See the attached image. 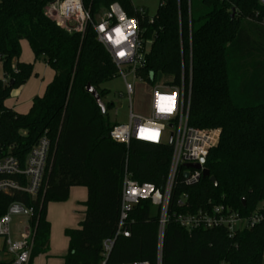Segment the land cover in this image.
Here are the masks:
<instances>
[{
  "label": "trees",
  "instance_id": "16d2710c",
  "mask_svg": "<svg viewBox=\"0 0 264 264\" xmlns=\"http://www.w3.org/2000/svg\"><path fill=\"white\" fill-rule=\"evenodd\" d=\"M53 1L0 0V159L11 156L23 164L41 138L50 142L43 191L36 199L0 195V214L13 203L32 209L34 257L48 245L47 206L66 202L72 188L85 189L83 219L65 231L62 260L100 264L102 242L113 238L117 227L125 168L134 181L160 189L171 151L139 142L126 150L109 139L111 105L102 114L85 87L102 99L106 92L100 86L118 77L115 67L90 27L83 34L68 33L45 15ZM82 1L94 22L113 3L137 19L141 38L149 43L138 76L152 83L160 74L169 86L183 84L188 126L219 131L204 163L216 186L206 178L180 187L189 196V211L222 205L242 217H264V0H161L152 17L130 0ZM241 21L255 25L256 38ZM21 41L34 61L42 60L53 73L24 115L5 107L10 92L33 76V65L20 62ZM158 220L159 210L149 202L136 205L126 222L129 237L115 239L107 264H155ZM263 263L264 220L230 238L222 228L187 231L169 214L160 264Z\"/></svg>",
  "mask_w": 264,
  "mask_h": 264
},
{
  "label": "built area",
  "instance_id": "2783aa9c",
  "mask_svg": "<svg viewBox=\"0 0 264 264\" xmlns=\"http://www.w3.org/2000/svg\"><path fill=\"white\" fill-rule=\"evenodd\" d=\"M45 15L68 33L83 34L90 27L97 43L114 65L117 76L123 80L129 104L128 121L127 124L113 125L108 133L109 139L126 150L131 142H139L154 147L169 146L171 151L167 173L160 189L149 183L139 184L125 168L117 227L114 237L102 242L100 264H107L117 237H129L126 222L131 210L140 202L147 201L159 210L155 264H160L161 244L170 213L175 222L187 231L222 228L230 238L238 231L251 229L264 220L260 213L242 217L222 205H208L189 211V196L180 191V187L193 186L202 179L205 159L216 146L219 131L198 130L188 126L189 97L185 99L183 84L179 87L169 86L158 78L148 83L138 76L148 53L145 52V46L149 43L142 40L137 19L128 17L118 3H113L94 22L82 0H54L45 9ZM128 76L151 88L147 117L132 113L134 83L127 82ZM49 154L50 142L43 137L30 150L23 164L11 156L1 158L0 195L13 196L19 193L36 199L43 191ZM201 160L204 162L201 163ZM186 165H198L199 170L186 168ZM173 200L174 210H171ZM14 206L20 207L21 212L11 213L10 209ZM12 216L24 217L23 221L16 223L17 230L16 227L11 228ZM32 223V209L18 203L11 204L5 214H0V264H32L35 237Z\"/></svg>",
  "mask_w": 264,
  "mask_h": 264
},
{
  "label": "rangeland",
  "instance_id": "374dc122",
  "mask_svg": "<svg viewBox=\"0 0 264 264\" xmlns=\"http://www.w3.org/2000/svg\"><path fill=\"white\" fill-rule=\"evenodd\" d=\"M144 1L147 2L149 8L148 16H154L161 0ZM102 13L103 11L98 16ZM241 25L256 38V35H253V29H255V25L253 23L241 21ZM20 48V61L33 65L34 74L28 80L29 82L27 81L28 85H31L34 89L36 87L37 90L40 85H45L51 78L52 71L45 66L42 60L34 61L33 54L25 41H21ZM148 50L149 44H146L145 52H148ZM3 77L4 75L0 63V79ZM126 80L128 83H134V93L131 97L132 113L143 117L149 116L150 86L133 80L131 76H128ZM20 88L13 89L10 92L9 98L6 101V105L8 107H14L16 105ZM100 89L105 90L106 92V95L101 99V102L104 105H111L106 114L109 125L127 124L129 104L125 94L123 80L120 77H116L113 80L101 85ZM18 102L24 105L21 107V110H25L27 103L24 97L18 98ZM80 189L85 192L83 188ZM83 213V201H72L69 199L64 203L49 204L46 210V219L50 225L48 245L45 251L33 257L34 259L32 264H63L62 258L66 254L68 247V239L65 236V231L78 228L79 222L83 219ZM11 220V228L13 229L16 227L17 230L18 228L16 223L23 221L24 217L12 216Z\"/></svg>",
  "mask_w": 264,
  "mask_h": 264
},
{
  "label": "crops",
  "instance_id": "0c3cea01",
  "mask_svg": "<svg viewBox=\"0 0 264 264\" xmlns=\"http://www.w3.org/2000/svg\"><path fill=\"white\" fill-rule=\"evenodd\" d=\"M143 2H145V1L144 0H130L131 6L134 9L144 10L148 14L149 8H148V5H147V2H145V3H143ZM33 74H34V70H33ZM36 76H37V74H36ZM52 78H53V73L51 75V78L47 81V83L45 85L44 84L40 85L37 90H36V87L34 89V87L32 88L31 85H28L29 81L26 82L20 88V91H19V94H18V97H17V101H16V105L14 107H8L6 105V102H5V107H7L9 109H12L14 112H16L18 114H22V115L26 114L29 111L32 99L34 97H37V96L40 97L43 94V91H44L46 85L52 80ZM20 97H24V99L26 100L27 107H26L25 110H21V107H23L24 105L20 104V102H18V98H20ZM69 199L72 200V201H81V202L83 201L84 202V200H86V190L84 192L80 188H72V189H70L68 200Z\"/></svg>",
  "mask_w": 264,
  "mask_h": 264
},
{
  "label": "water",
  "instance_id": "95a60500",
  "mask_svg": "<svg viewBox=\"0 0 264 264\" xmlns=\"http://www.w3.org/2000/svg\"><path fill=\"white\" fill-rule=\"evenodd\" d=\"M161 79V75L159 74L158 75V80ZM85 93L88 94L95 102L96 106L100 109L101 113L104 114L105 113V105L101 102V99L99 97V95L97 94V92L92 88L90 87L89 85H87L85 87ZM204 161L201 160V163H203ZM186 168H191V169H194V170H199V166L198 165H186ZM185 178H187V175H185ZM208 178L209 181L214 185L216 186V182L213 178H210L209 177V173L208 171L206 170H203L202 171V179H206ZM10 212L11 213H20L21 212V208L18 207V206H14L10 209Z\"/></svg>",
  "mask_w": 264,
  "mask_h": 264
}]
</instances>
